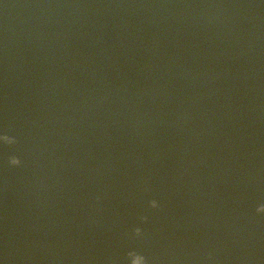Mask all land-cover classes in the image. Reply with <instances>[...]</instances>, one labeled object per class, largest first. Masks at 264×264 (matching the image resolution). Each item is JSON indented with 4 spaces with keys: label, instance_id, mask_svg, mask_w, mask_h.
Here are the masks:
<instances>
[{
    "label": "water",
    "instance_id": "1",
    "mask_svg": "<svg viewBox=\"0 0 264 264\" xmlns=\"http://www.w3.org/2000/svg\"><path fill=\"white\" fill-rule=\"evenodd\" d=\"M134 256L264 264V0H0V264Z\"/></svg>",
    "mask_w": 264,
    "mask_h": 264
},
{
    "label": "clouds",
    "instance_id": "2",
    "mask_svg": "<svg viewBox=\"0 0 264 264\" xmlns=\"http://www.w3.org/2000/svg\"><path fill=\"white\" fill-rule=\"evenodd\" d=\"M3 139H4L6 142H8V143H11V142H12L11 139H10L9 137H3ZM9 163L12 164V165H17V164H19V160H18L17 158H15V157H12V158L10 159ZM151 206H152V207H156V202H155V201H152V202H151ZM137 231H139V230H137ZM134 257H135V258H138V259H140V260H142V261H143V264H144V258H143L142 256H134Z\"/></svg>",
    "mask_w": 264,
    "mask_h": 264
}]
</instances>
